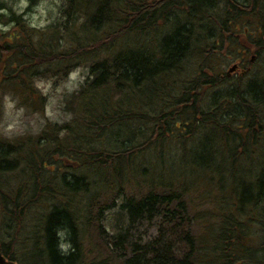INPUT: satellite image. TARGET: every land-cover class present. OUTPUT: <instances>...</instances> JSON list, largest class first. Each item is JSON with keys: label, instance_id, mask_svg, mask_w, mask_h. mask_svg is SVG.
Returning a JSON list of instances; mask_svg holds the SVG:
<instances>
[{"label": "trees", "instance_id": "1", "mask_svg": "<svg viewBox=\"0 0 264 264\" xmlns=\"http://www.w3.org/2000/svg\"><path fill=\"white\" fill-rule=\"evenodd\" d=\"M0 19L12 25L0 98L43 111L37 78L88 69L68 121L0 133L1 253L18 264H264V0H64L45 28L0 1ZM253 51L249 69L223 68L229 52L247 66ZM122 196L128 224L107 231Z\"/></svg>", "mask_w": 264, "mask_h": 264}, {"label": "rangeland", "instance_id": "2", "mask_svg": "<svg viewBox=\"0 0 264 264\" xmlns=\"http://www.w3.org/2000/svg\"><path fill=\"white\" fill-rule=\"evenodd\" d=\"M4 1L8 6L17 11L24 13L27 20L32 26L45 28L53 22L61 19V9L64 0H0ZM12 25H6L0 19V39L10 41L9 33ZM241 44L249 46L250 43L244 36L240 39ZM226 53V52H225ZM235 53V52H234ZM255 53L249 52L246 55L248 64L251 55ZM223 68L227 70L236 60V55L229 52L225 56ZM264 57H262L263 59ZM261 59V61H262ZM260 61H258L259 63ZM242 67H245L242 66ZM240 70L237 72L239 73ZM235 73V72H233ZM88 76L86 66H75L70 69L66 76L60 77L55 75H46L37 78L35 81L43 94V111H34L27 109L19 104L17 98L11 93H3L0 100V133L10 139L25 135H37L46 121L54 123H64L71 118V110L67 100L78 90L80 85ZM123 196L117 200V205L108 210L104 217L105 229L114 232L118 229L125 228L128 224L126 211L120 210V204ZM119 201H121L119 203ZM191 210H199L203 207V203L194 198L192 203L189 202ZM135 233L144 234V228L136 226ZM63 243L66 244V235L61 232Z\"/></svg>", "mask_w": 264, "mask_h": 264}, {"label": "water", "instance_id": "3", "mask_svg": "<svg viewBox=\"0 0 264 264\" xmlns=\"http://www.w3.org/2000/svg\"><path fill=\"white\" fill-rule=\"evenodd\" d=\"M1 46V43H0ZM237 68V64H233L229 69H228V73H231L233 71H235ZM0 264H18L16 261L7 258L5 255H3L2 253H0Z\"/></svg>", "mask_w": 264, "mask_h": 264}]
</instances>
